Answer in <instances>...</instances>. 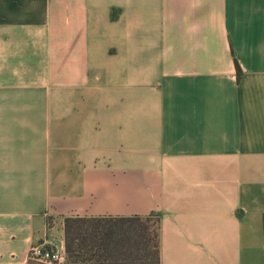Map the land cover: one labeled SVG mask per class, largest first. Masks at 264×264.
Instances as JSON below:
<instances>
[{"label":"crops","instance_id":"0c3cea01","mask_svg":"<svg viewBox=\"0 0 264 264\" xmlns=\"http://www.w3.org/2000/svg\"><path fill=\"white\" fill-rule=\"evenodd\" d=\"M152 213L161 264H264V0H0V264Z\"/></svg>","mask_w":264,"mask_h":264},{"label":"trees","instance_id":"16d2710c","mask_svg":"<svg viewBox=\"0 0 264 264\" xmlns=\"http://www.w3.org/2000/svg\"><path fill=\"white\" fill-rule=\"evenodd\" d=\"M238 73L240 67L236 62ZM156 215L157 226L148 225ZM159 214L130 218H67L66 264H161Z\"/></svg>","mask_w":264,"mask_h":264},{"label":"built area","instance_id":"2783aa9c","mask_svg":"<svg viewBox=\"0 0 264 264\" xmlns=\"http://www.w3.org/2000/svg\"><path fill=\"white\" fill-rule=\"evenodd\" d=\"M64 245L49 247L44 243L33 244L29 252V264H66Z\"/></svg>","mask_w":264,"mask_h":264},{"label":"rangeland","instance_id":"374dc122","mask_svg":"<svg viewBox=\"0 0 264 264\" xmlns=\"http://www.w3.org/2000/svg\"><path fill=\"white\" fill-rule=\"evenodd\" d=\"M148 225L151 226L152 229H154L157 226V217L156 215H153L148 220Z\"/></svg>","mask_w":264,"mask_h":264}]
</instances>
